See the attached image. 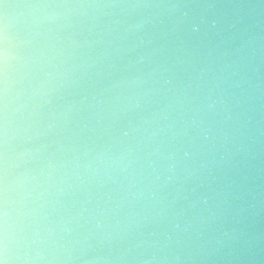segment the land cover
<instances>
[{
  "label": "clouds",
  "instance_id": "clouds-1",
  "mask_svg": "<svg viewBox=\"0 0 264 264\" xmlns=\"http://www.w3.org/2000/svg\"><path fill=\"white\" fill-rule=\"evenodd\" d=\"M0 264H264V0H0Z\"/></svg>",
  "mask_w": 264,
  "mask_h": 264
},
{
  "label": "water",
  "instance_id": "water-1",
  "mask_svg": "<svg viewBox=\"0 0 264 264\" xmlns=\"http://www.w3.org/2000/svg\"><path fill=\"white\" fill-rule=\"evenodd\" d=\"M255 2H257V3H258V2H259V0H255Z\"/></svg>",
  "mask_w": 264,
  "mask_h": 264
}]
</instances>
